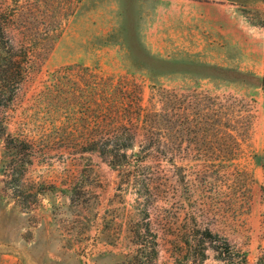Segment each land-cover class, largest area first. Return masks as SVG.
<instances>
[{"label":"rangeland","instance_id":"rangeland-1","mask_svg":"<svg viewBox=\"0 0 264 264\" xmlns=\"http://www.w3.org/2000/svg\"><path fill=\"white\" fill-rule=\"evenodd\" d=\"M0 20L29 59L0 118L31 145L10 164L0 139V264H221L206 230L264 264V0H0ZM129 133V167L89 152Z\"/></svg>","mask_w":264,"mask_h":264},{"label":"trees","instance_id":"trees-1","mask_svg":"<svg viewBox=\"0 0 264 264\" xmlns=\"http://www.w3.org/2000/svg\"><path fill=\"white\" fill-rule=\"evenodd\" d=\"M28 60L26 50L18 48L13 44L9 36L7 23L0 20V112L9 108L15 101L26 79V65L28 64ZM0 139H4L5 154L12 158L10 164L12 162H18L20 159L25 158V156H30V143L13 137L8 132V127L1 118ZM134 141L135 136L132 133L127 135H114V137L107 138L104 141L101 149L92 148L89 149V152H98L112 167L126 168L132 165L129 151L133 149ZM25 164H31L30 159H27ZM135 168L137 169L139 166ZM122 180H124V184L126 183L135 187V194L139 199L146 197L149 185L144 184L142 175L139 172L130 171L126 177H122ZM141 212L143 213L142 220H148L147 209L143 208ZM145 224L146 227L136 235V244L151 252L152 257H149V261L153 262L157 256L156 235L151 231L148 221ZM200 233L202 235L201 242L204 244L203 246L209 243L210 247L218 254V260L221 264H247V254L236 249L227 238L217 234L214 235L209 230L201 231ZM206 250L205 248L197 259L201 264H204L207 259ZM258 264H263V259H260Z\"/></svg>","mask_w":264,"mask_h":264}]
</instances>
